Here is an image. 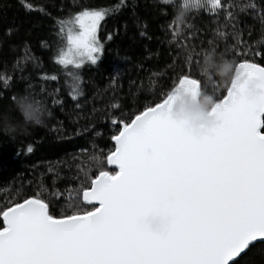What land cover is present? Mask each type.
Wrapping results in <instances>:
<instances>
[{"label": "snow or ice", "instance_id": "snow-or-ice-1", "mask_svg": "<svg viewBox=\"0 0 264 264\" xmlns=\"http://www.w3.org/2000/svg\"><path fill=\"white\" fill-rule=\"evenodd\" d=\"M195 4L196 10L223 13L225 23L216 35L225 38L220 28L235 20L230 10L235 6L222 0ZM107 15L108 9L83 7L55 21L61 43L54 60L77 82L83 65L101 59L98 29ZM173 25L178 31L176 20L168 23ZM233 27L231 70L213 80L210 93L216 125L196 133L170 114L177 90L194 100L204 92L191 74L188 51L186 70L175 74L158 98L154 94L129 111L110 105L117 110L108 115L110 146L90 157L95 173L81 169L58 211L56 200L39 190L0 205V264H240L257 244L264 246V66L247 58L248 46ZM0 79L7 85L10 77ZM77 95L74 90L72 98ZM149 217L161 218L163 231H151Z\"/></svg>", "mask_w": 264, "mask_h": 264}, {"label": "trees", "instance_id": "trees-1", "mask_svg": "<svg viewBox=\"0 0 264 264\" xmlns=\"http://www.w3.org/2000/svg\"><path fill=\"white\" fill-rule=\"evenodd\" d=\"M181 3L173 0L174 8L159 0H0V77H10L7 85L0 79V112L13 105L14 93H23L31 84L27 91L41 99L51 114L43 126L13 136L0 132V205L39 190L56 200L58 211L67 195L64 190L77 183L74 177L90 167L94 174L90 157L110 146L108 115L117 114L110 105L119 103L129 111L152 100L154 94L158 98L175 74L186 70L188 51H192L191 74L201 80L202 91L210 94L213 80L219 77L201 73L204 54L214 48L217 55L234 59L229 50L235 43L233 26L248 46L247 58L264 66V0H222L235 6L230 10L236 17L220 28L225 38L216 35L225 23L223 13L203 9L189 12L178 31L177 25L169 28ZM252 3L255 9L246 7ZM83 7L108 9L109 15L98 33L104 48L101 59L97 65H83L77 82L54 60L61 43L55 21ZM53 74L55 81L50 79ZM74 90L79 92L76 99L72 98ZM53 98L61 103L53 104ZM11 115L20 119L16 111ZM57 190L63 193L58 198L52 196ZM240 264H264V246L257 244L240 258Z\"/></svg>", "mask_w": 264, "mask_h": 264}, {"label": "clouds", "instance_id": "clouds-1", "mask_svg": "<svg viewBox=\"0 0 264 264\" xmlns=\"http://www.w3.org/2000/svg\"><path fill=\"white\" fill-rule=\"evenodd\" d=\"M181 5L176 14L178 24H183L187 14L196 10L195 0H188L186 5L182 0ZM231 63L232 61L223 54L217 55L210 51L204 54L200 71L206 77L210 78L212 74H215L223 79L230 72L231 69L228 66ZM212 104L213 97L210 94L201 92L194 100L183 90H177L171 102L170 114L173 119L185 122L193 132L200 133L213 128L217 123L215 117L209 114ZM12 111L19 113V120L11 115ZM50 115L46 104L41 99L30 93L17 94L13 105L0 112V132L13 136L18 131L29 127L43 126ZM145 223L153 232H161L165 228V222L159 217H149Z\"/></svg>", "mask_w": 264, "mask_h": 264}, {"label": "water", "instance_id": "water-1", "mask_svg": "<svg viewBox=\"0 0 264 264\" xmlns=\"http://www.w3.org/2000/svg\"><path fill=\"white\" fill-rule=\"evenodd\" d=\"M113 166H109V168H112Z\"/></svg>", "mask_w": 264, "mask_h": 264}, {"label": "rangeland", "instance_id": "rangeland-1", "mask_svg": "<svg viewBox=\"0 0 264 264\" xmlns=\"http://www.w3.org/2000/svg\"><path fill=\"white\" fill-rule=\"evenodd\" d=\"M99 29H100V27H99ZM99 29H98V33H99Z\"/></svg>", "mask_w": 264, "mask_h": 264}]
</instances>
